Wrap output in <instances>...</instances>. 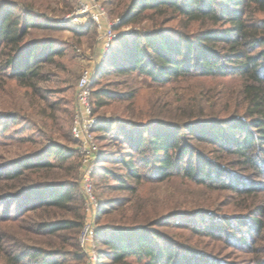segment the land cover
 Masks as SVG:
<instances>
[{
    "label": "trees",
    "instance_id": "1",
    "mask_svg": "<svg viewBox=\"0 0 264 264\" xmlns=\"http://www.w3.org/2000/svg\"><path fill=\"white\" fill-rule=\"evenodd\" d=\"M11 2L0 3V74L35 90L41 63L63 51L45 50L52 46L47 43L38 51L36 42L26 41L31 28L46 27L35 21L34 11L46 9L49 2L23 0V5L12 3L14 8L9 7ZM111 12L121 19L116 30L145 20L152 22V30L119 34L106 52L105 69L136 74L162 87L199 77L240 78L242 100L233 114L222 117L211 109L214 102L208 104L189 85L173 105L165 110L159 105L157 116L143 121L134 118L136 91L117 94L93 87V109L99 119L96 134L97 130L113 133L115 129L112 135L130 149L101 152L95 169V190L100 179L111 192L127 193L106 199L97 195L101 203L96 242L98 248L105 247L99 252L98 264H131L130 258L144 260L143 264H210L195 249L179 253L178 243L158 229L176 217L196 216L192 223H179L180 228L193 229L198 235L236 238L235 246L254 249L255 239L264 229V208L258 207L254 213L244 207L246 212L236 214H217L209 208L182 211L179 200L168 208L150 198L143 186L180 177L214 192L238 195H256L264 187L260 182L244 187L241 176L211 155L234 154L237 164L264 178V18L260 16L264 0H118ZM168 14V19L182 18L186 29L195 24L201 30H168L162 26ZM105 97L131 101L128 110H122L125 116L100 118L96 108L109 105ZM59 110L55 107L54 113ZM63 112L61 124L54 114L55 128L42 134L52 144L41 154L22 156L0 169V182L11 183L0 193V225L8 224L13 231L0 233V254L6 264H85L79 245L85 197L77 150L54 142L70 141L75 110ZM193 142L214 148L206 153ZM50 151H54L53 161L43 158ZM105 163H114L115 169ZM123 171L127 178L119 174ZM8 237L17 243L9 246L12 250L6 248Z\"/></svg>",
    "mask_w": 264,
    "mask_h": 264
},
{
    "label": "rangeland",
    "instance_id": "2",
    "mask_svg": "<svg viewBox=\"0 0 264 264\" xmlns=\"http://www.w3.org/2000/svg\"><path fill=\"white\" fill-rule=\"evenodd\" d=\"M4 1L0 0V3ZM10 1L12 2L9 7L12 8H14L12 3L23 5V0H7V2ZM45 1L49 2L47 8L34 11V14L35 21L38 24H45L46 27L41 25L31 28L26 41L36 42L34 47H37L38 51L43 50L44 45L47 43L52 46L44 48L45 50H62L63 54L51 56L48 62L41 63L40 78L36 81L37 88L35 90L21 87L15 80L5 79L0 74V169H6L4 167L6 164L14 162L22 156L41 154L40 152L52 144L51 140L42 134L50 128H55L54 114L59 117L57 121L61 124L62 118L65 116L63 111L70 110L72 112L73 109L75 110L78 81L82 72L88 68L96 73L93 82L95 90L102 88L109 93L114 92L117 94L136 91L135 102L137 106L135 107L138 110L134 112L135 120L147 121L157 116L155 109L157 110L159 105H162L161 107L164 110L170 104L173 105L174 100L182 96L183 88L189 85L208 104L214 102L215 106H212L211 109L222 117L233 114L235 107L240 106L242 100L239 94L240 78L199 77L191 81L181 82L180 85L167 84L162 87L136 74H119L109 69L108 71L105 69L104 63L108 52L103 53V42L96 27L90 24L85 28H76L70 23L62 22L65 16L77 8L79 0ZM117 1L102 0L109 10L111 20L117 17L111 12ZM170 16L171 14H168L164 17L162 25L168 30H189L190 32L201 30L195 24H192L190 29H186L183 20L181 21L182 18L168 19ZM260 16L264 18V14H260ZM151 26L152 22L145 20L135 25L120 27L117 33L122 36L132 35L137 30H152ZM3 86L6 88L5 90ZM124 99L121 102H116L106 98L105 100L109 102L107 103L109 105L97 107V115L106 119L125 116L121 115L123 114L122 110H128L131 101L126 97ZM57 106L60 110L54 113V108ZM158 110L157 112H159ZM114 132L115 129H113ZM113 133H102L97 130L101 152H114L122 148L126 152L130 151L128 145H121L122 142L117 140V136L112 135ZM69 139L70 141L64 139L53 140L67 145L72 150H77V143L70 132ZM193 144L206 153L214 148L198 142H193ZM53 152L50 151V153L44 154L43 158L45 160H55L52 155ZM211 155L214 160L215 158L220 160L229 170L241 176L245 182L244 187L253 186L257 182L264 183V178L258 177L253 171L244 169V167L237 164L238 157L236 155H222L218 152L211 153ZM105 164H107L106 167L115 169L114 163ZM144 171H148L147 167H144ZM119 174L127 178L125 171ZM100 181L98 179L96 189V195L100 198H116L127 195L123 191L111 192L108 186H105L102 182L100 183ZM110 182H113L112 179L108 183ZM10 185L11 183L5 181L0 182V193L3 192L2 190H7ZM143 187L148 191L147 195L150 198L158 200L168 208L173 207V200H179V207L176 205L175 208L178 207L182 211L191 212L192 210L195 212L194 209L197 208L203 210L209 208L217 214H236L246 212L247 209L243 210L244 207L250 208L254 213L256 208H264V187H261L262 189L256 195H238L230 191L214 192L193 182L184 181L180 177L172 178L163 183H147V186ZM14 211L15 209H13ZM1 212L2 210H0ZM252 216L256 215L253 214ZM193 217L196 218V216L171 218L168 219L167 226L158 228L166 233L168 238L178 243L176 247L179 253L187 254L192 251L188 248L195 249L208 258L210 264H264V229L260 236L255 239L254 249L251 250L241 244L235 246L234 243L239 242L236 238H225L223 235H214L215 237L198 235L197 231H193L189 227V229L179 227V223L194 222L195 218ZM262 218L264 222V214ZM2 232L13 233L11 226L8 224L0 225V233L3 234ZM6 240L8 241L6 248L9 250L13 249L9 246L17 244L13 243L9 237ZM104 248L103 245H99V252L102 253ZM256 248L259 250L257 253L255 252ZM129 261L131 264L144 263V260L138 261L136 258H130ZM0 264H6L1 254Z\"/></svg>",
    "mask_w": 264,
    "mask_h": 264
},
{
    "label": "built area",
    "instance_id": "3",
    "mask_svg": "<svg viewBox=\"0 0 264 264\" xmlns=\"http://www.w3.org/2000/svg\"><path fill=\"white\" fill-rule=\"evenodd\" d=\"M62 22L70 23L76 28H84L93 23L101 35L105 54L119 36L116 27L120 25L121 19L111 20L109 10L102 0H79L77 8L65 16ZM95 75L94 70L89 68L82 72L77 85L76 108L71 123V134L77 143L78 170L85 197V219L79 235V245L86 256L85 264H98L100 258L96 242V218L101 202L94 186V173L101 155L95 130L99 119L94 114L92 101Z\"/></svg>",
    "mask_w": 264,
    "mask_h": 264
}]
</instances>
